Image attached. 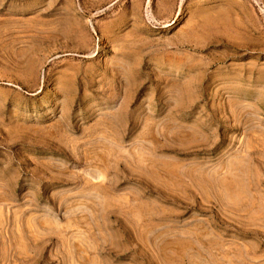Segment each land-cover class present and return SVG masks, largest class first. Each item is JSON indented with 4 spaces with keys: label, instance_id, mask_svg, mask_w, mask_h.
Masks as SVG:
<instances>
[{
    "label": "rangeland",
    "instance_id": "rangeland-1",
    "mask_svg": "<svg viewBox=\"0 0 264 264\" xmlns=\"http://www.w3.org/2000/svg\"><path fill=\"white\" fill-rule=\"evenodd\" d=\"M0 264H264V0H0Z\"/></svg>",
    "mask_w": 264,
    "mask_h": 264
}]
</instances>
